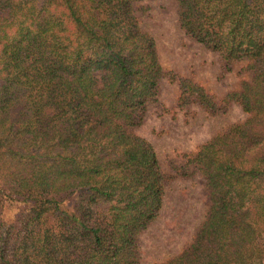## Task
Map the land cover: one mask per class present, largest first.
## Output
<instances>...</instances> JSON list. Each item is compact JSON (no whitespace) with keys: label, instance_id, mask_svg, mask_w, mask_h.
Returning <instances> with one entry per match:
<instances>
[{"label":"trees","instance_id":"trees-1","mask_svg":"<svg viewBox=\"0 0 264 264\" xmlns=\"http://www.w3.org/2000/svg\"><path fill=\"white\" fill-rule=\"evenodd\" d=\"M0 0V264H140L167 177L134 133L163 80L177 109L247 118L173 166L207 211L165 264H264V0H175L180 30L248 77L218 100L165 71L135 5Z\"/></svg>","mask_w":264,"mask_h":264},{"label":"rangeland","instance_id":"rangeland-1","mask_svg":"<svg viewBox=\"0 0 264 264\" xmlns=\"http://www.w3.org/2000/svg\"><path fill=\"white\" fill-rule=\"evenodd\" d=\"M135 7L142 28L156 41L165 71L200 84L218 100L238 90L241 80L248 77L243 64L224 73L216 53L184 35L178 26L175 0H145ZM178 94L175 83L161 81L158 102L148 106L143 124L134 130L153 146L168 179L161 213L139 238L140 264H165L186 247L204 220L207 198L202 178L197 173L178 176L173 166L184 162V154L195 152L218 132L247 118L234 103L214 116L196 105L177 109Z\"/></svg>","mask_w":264,"mask_h":264}]
</instances>
